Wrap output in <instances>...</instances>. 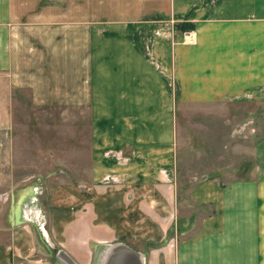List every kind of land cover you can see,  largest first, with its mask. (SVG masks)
Returning <instances> with one entry per match:
<instances>
[{
    "label": "crops",
    "instance_id": "crops-1",
    "mask_svg": "<svg viewBox=\"0 0 264 264\" xmlns=\"http://www.w3.org/2000/svg\"><path fill=\"white\" fill-rule=\"evenodd\" d=\"M173 16L174 37L157 36ZM0 89V126L20 124L11 90L29 89L35 107H87L91 163L85 181L48 184L45 200L24 182L0 264H72L60 252L75 264H264V141L236 198L208 178L178 196L182 95L264 89V0H0ZM197 148L192 157H212ZM206 204L217 213L181 208ZM197 220L203 228L183 230Z\"/></svg>",
    "mask_w": 264,
    "mask_h": 264
},
{
    "label": "rangeland",
    "instance_id": "rangeland-1",
    "mask_svg": "<svg viewBox=\"0 0 264 264\" xmlns=\"http://www.w3.org/2000/svg\"><path fill=\"white\" fill-rule=\"evenodd\" d=\"M178 22L179 19L173 16L161 24L155 34L174 37ZM188 32L193 34V37L190 36L191 40L188 38ZM196 38L193 30L183 32V42L186 44L195 43ZM20 90H11L13 93L7 94L5 99V102L8 99L12 119L20 124L0 126V138H6L4 144L0 142V153H6L5 158L0 154V244L10 240L9 231H4L7 227H15V221H9V216L5 217L12 211L11 203L27 192V188L23 186L27 184L24 182L28 180L36 184L37 190H40L36 192L44 199L45 190L50 183L66 180L85 181L84 178L89 176L87 171L91 164L88 144L81 140V137L87 140L89 137L86 138L85 135H90V129L86 126L88 120L84 119L87 118L88 108L82 107L80 110L76 105L61 104L35 107L30 101V90ZM234 90L237 89H230L228 93L215 90L213 94H206V98L212 96L213 104L201 103L200 99L206 98L200 97V94L195 95L196 100H192L193 94L182 95V102L187 109L182 111L179 123L187 147L184 148L183 169L178 180L179 186L182 187L181 190L178 189L181 203L187 201L189 186L202 179L220 181L224 191L236 198L235 183L244 179L253 180L257 176L252 171L254 150L264 141V89H249L242 93H234ZM1 93L0 97H3ZM198 100L199 103L193 102ZM205 106L208 108L205 109ZM8 118L0 113L1 124L4 120L8 121ZM79 122H83L88 128L87 134L83 126L78 127ZM67 125H70V128ZM20 136L26 141L19 142ZM20 144L26 153L15 158L14 152L21 148ZM193 144L198 146L197 153L203 154L206 153V148L212 149V157H192L195 153L191 149ZM14 149L16 150L13 151ZM181 208L186 214L199 216L217 213L211 204L182 205ZM191 224L190 227L189 223H183V230L203 228L198 220ZM37 230L34 228L37 242L45 248L47 243L43 233L40 235ZM56 251L44 250L43 253L46 257L51 255L50 257L55 259Z\"/></svg>",
    "mask_w": 264,
    "mask_h": 264
},
{
    "label": "water",
    "instance_id": "water-1",
    "mask_svg": "<svg viewBox=\"0 0 264 264\" xmlns=\"http://www.w3.org/2000/svg\"><path fill=\"white\" fill-rule=\"evenodd\" d=\"M60 255H62V256L64 255L65 257H68V258H69V261H70L72 264H75L74 261H73V260H72V259L66 254V253L63 254L62 252H60Z\"/></svg>",
    "mask_w": 264,
    "mask_h": 264
},
{
    "label": "built area",
    "instance_id": "built-area-1",
    "mask_svg": "<svg viewBox=\"0 0 264 264\" xmlns=\"http://www.w3.org/2000/svg\"><path fill=\"white\" fill-rule=\"evenodd\" d=\"M187 34H189L188 38L191 40V37H193V34L191 32H188Z\"/></svg>",
    "mask_w": 264,
    "mask_h": 264
}]
</instances>
